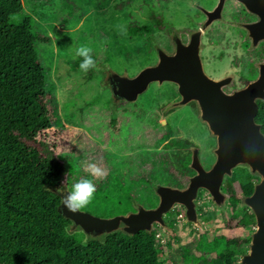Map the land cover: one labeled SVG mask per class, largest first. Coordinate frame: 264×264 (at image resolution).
Returning a JSON list of instances; mask_svg holds the SVG:
<instances>
[{
    "label": "rangeland",
    "instance_id": "1",
    "mask_svg": "<svg viewBox=\"0 0 264 264\" xmlns=\"http://www.w3.org/2000/svg\"><path fill=\"white\" fill-rule=\"evenodd\" d=\"M64 1L21 0L39 33L52 36L58 30L63 37L35 44L39 61L53 84L58 119L53 118L50 128L24 142L60 162L72 158L79 173L88 174L89 163L100 165L106 172L102 178L116 176L130 186L132 211L154 208L159 202L156 186H187L189 177L195 174L189 165L194 153L200 167L210 169L216 160V136L200 115L196 100L180 94L174 81L151 80L133 100L126 101L114 97L103 80L113 76L126 81L141 69L155 67L172 56L175 45L170 35L176 34L186 44L191 32L205 21V11L212 10L218 0H69L78 8L61 24ZM221 6L219 17L201 30L198 56L204 74L212 80H226L221 88L230 93L243 88L256 72L257 76L264 61V40L251 45L243 24L256 21L257 16L243 4L223 0ZM129 24H147L150 31L128 35ZM121 25L123 31L118 27ZM120 44L130 52L128 57L116 53ZM80 46L93 50L96 67L91 72L69 68L68 62ZM112 116L116 117V128L111 125ZM173 140H182L183 146L173 144ZM186 155L189 162L185 164ZM239 168L244 171L239 173V180L231 182L234 196H230L224 181ZM143 172L147 180L142 178ZM260 179L259 173L240 163L223 174L216 197L204 187L196 189L191 214L185 213L184 205L173 203L161 215V222L153 221L149 227L164 263L181 264L189 252L197 253L185 246L201 234L216 238L217 243L224 237L225 245L242 251L237 257L240 262L249 252L256 229L253 210L241 190L248 182L254 186ZM61 184L67 186L65 176ZM70 225L68 220L67 232L84 241L104 236H91ZM121 226L123 223H119ZM206 255L213 256V252Z\"/></svg>",
    "mask_w": 264,
    "mask_h": 264
},
{
    "label": "trees",
    "instance_id": "2",
    "mask_svg": "<svg viewBox=\"0 0 264 264\" xmlns=\"http://www.w3.org/2000/svg\"><path fill=\"white\" fill-rule=\"evenodd\" d=\"M63 3L61 24L78 8L69 0ZM149 31L147 24H129L126 30L128 35ZM58 40H63L58 30L45 36L35 29L32 15L24 11L21 0H0V264H165L149 232L138 230L127 235L114 231L101 239L84 241L67 232L68 220L56 211L59 196L52 188L60 187L64 176L70 188L88 174L79 173L72 158L60 162L24 141L33 140L38 132L51 127L53 118L58 119L53 84L35 47L37 41ZM116 53L130 55L123 44L116 47ZM80 59L70 60L69 68L78 69ZM254 121L264 136L261 100H257ZM110 122L116 128V117ZM172 143L183 146L182 140ZM188 162L186 155L184 163ZM242 171L237 169V174L224 181L230 196H234L231 182L239 180ZM249 177L246 173L245 179ZM142 178L147 180L146 172ZM95 183L97 190L85 210L98 216L133 210L130 186L119 177L108 176ZM251 189L248 182L241 194L248 195ZM189 246L185 248L197 253L189 252L181 264H239L237 257L242 253L225 245L224 237L217 243L216 238L207 239L203 234ZM211 252L213 256L206 255Z\"/></svg>",
    "mask_w": 264,
    "mask_h": 264
},
{
    "label": "water",
    "instance_id": "3",
    "mask_svg": "<svg viewBox=\"0 0 264 264\" xmlns=\"http://www.w3.org/2000/svg\"><path fill=\"white\" fill-rule=\"evenodd\" d=\"M247 11L257 16L254 22L243 24L251 45L258 40H264V0H237ZM223 0L205 11L206 19L200 28L191 32L186 44L182 43L176 34L172 36L175 52L172 56L160 60L155 67L141 69L128 80L114 79L109 76L103 83L110 88L114 97H122L131 101L136 93L141 91L151 80H171L178 84V91L186 99H195L199 105L200 115L207 121L212 133L216 136V160L208 170H203L197 162L195 153L191 157L190 166L195 170L183 189L166 186H156L159 202L154 208L127 211L109 217L94 215L86 210L76 213L69 212L63 205L66 193L59 196L56 211L63 218L71 221L70 227L78 226L91 236L121 231L132 235L138 230L149 232L153 221L161 222V215L173 203L185 206V213L193 212V202L196 189L206 188L214 197L223 174L240 163H245L251 171L260 175V181L253 186L252 193L246 196V203L254 213L256 229L252 233L249 252L242 256L241 264H264V136L260 125L254 121L257 111V100L264 102V61L259 65L257 76L243 88L226 93L221 86L224 79L212 80L204 74L198 56L199 38L202 28L219 17ZM159 58L162 55L158 54ZM163 58V57H162ZM67 189V186L64 185ZM123 223V227H118ZM90 236V237H91ZM97 239V238H96Z\"/></svg>",
    "mask_w": 264,
    "mask_h": 264
},
{
    "label": "clouds",
    "instance_id": "4",
    "mask_svg": "<svg viewBox=\"0 0 264 264\" xmlns=\"http://www.w3.org/2000/svg\"><path fill=\"white\" fill-rule=\"evenodd\" d=\"M118 27L123 31L122 25ZM92 51V48L89 46H80L74 51L73 59L81 58L79 68L85 73L96 67V60L93 58ZM86 171L88 172V177L79 179L70 188L65 189L64 185H61L56 189L57 193H66L62 195V205L69 212H79L91 203L97 190L95 179L106 175L105 170L96 163L87 164Z\"/></svg>",
    "mask_w": 264,
    "mask_h": 264
},
{
    "label": "flooded vegetation",
    "instance_id": "5",
    "mask_svg": "<svg viewBox=\"0 0 264 264\" xmlns=\"http://www.w3.org/2000/svg\"><path fill=\"white\" fill-rule=\"evenodd\" d=\"M221 9H222V6H221ZM237 20V19H236ZM232 24H234L233 22H232ZM264 45V44H263ZM264 48V47H263ZM263 55H264V53H263ZM257 73V72H256ZM256 73L254 74V78H255V75H256ZM253 78V79H254ZM252 79V80H253ZM251 186H252V189H251V193H252V190H253V183H251ZM251 193H249L248 195H245V196H249Z\"/></svg>",
    "mask_w": 264,
    "mask_h": 264
}]
</instances>
